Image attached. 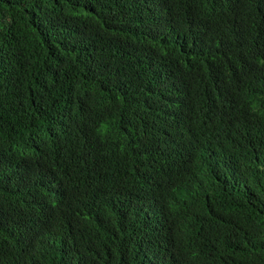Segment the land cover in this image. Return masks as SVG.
<instances>
[{
  "label": "trees",
  "instance_id": "obj_1",
  "mask_svg": "<svg viewBox=\"0 0 264 264\" xmlns=\"http://www.w3.org/2000/svg\"><path fill=\"white\" fill-rule=\"evenodd\" d=\"M0 264H264V0H0Z\"/></svg>",
  "mask_w": 264,
  "mask_h": 264
}]
</instances>
